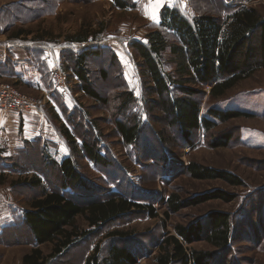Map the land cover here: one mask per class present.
<instances>
[{
	"label": "rangeland",
	"instance_id": "1",
	"mask_svg": "<svg viewBox=\"0 0 264 264\" xmlns=\"http://www.w3.org/2000/svg\"><path fill=\"white\" fill-rule=\"evenodd\" d=\"M126 1L132 6L120 9L112 0H67L58 6L55 16L42 17L26 25L40 35L38 38L56 44L57 50L53 49L54 56H50L54 62L51 82L45 84L51 94L50 100L44 101L37 94L15 86L40 101V106L29 113L33 115L32 133L40 138H36L38 143L26 144L24 150L26 158L36 157L38 162L20 177L10 174L7 179L0 177V185L8 183L15 191L14 198L27 210L31 200L41 195V190L22 183L35 176L46 190H65L81 205L118 197L144 208L153 207L159 214L154 219L148 212L133 211L103 227L95 236L78 241L50 264H81L86 254H94L96 244L101 247L102 257L111 245H118L130 249L137 264H154L165 235H177L176 226L202 227L201 240L187 247L213 253L211 264H264V70L239 82L221 98L210 97V86L187 84L198 91L194 99L200 104L201 117L209 116L207 113L212 109L248 115L227 122L212 118L217 123L213 131L193 132L187 140L178 127L170 124L159 97L150 94L152 83L143 69V60L132 47L134 43L149 45L150 33L162 30L161 14L166 7L178 8L193 21L203 13L223 17L227 12L225 6H236L238 0H174L159 8L157 0ZM240 4L257 8L264 17V0ZM154 13H158L159 23L150 18ZM84 36L86 42H72ZM167 36L169 45L159 57L160 67L175 83L171 96L182 95L176 84L182 82L176 56L170 50L178 41L174 35ZM64 41L67 43L61 48ZM61 49L64 51L59 54ZM86 50L97 55L88 59V70L93 88L106 103L85 95L73 70L77 57ZM55 69L65 74L64 84L54 82ZM123 96H131L126 113L117 107ZM127 117L141 121L136 144H125L116 130V122L126 121ZM87 140L97 144L109 165H95L85 155L83 143ZM213 144L227 146L213 148ZM67 157L72 158L86 187L78 184L65 189L63 178L57 175L58 169L48 172L45 165L59 164ZM191 163L231 173L243 184L233 186L219 179H194L188 173ZM32 168L34 174L29 173ZM217 192L234 199L231 202L211 199ZM172 197L181 206L177 213L168 207ZM217 212L232 217V242L227 250L214 248L206 240L211 229L209 217ZM77 226L82 233L94 229L81 216ZM116 231L125 235L113 236L111 233ZM30 240L26 226L6 237L10 248L3 264H19L22 254L31 249Z\"/></svg>",
	"mask_w": 264,
	"mask_h": 264
},
{
	"label": "trees",
	"instance_id": "2",
	"mask_svg": "<svg viewBox=\"0 0 264 264\" xmlns=\"http://www.w3.org/2000/svg\"><path fill=\"white\" fill-rule=\"evenodd\" d=\"M66 1L27 0L22 16L27 20H36L37 17L54 14L58 6ZM112 1L120 9L132 6L126 0ZM253 1L238 0L239 5L225 6L227 12L223 17L221 14L203 13L198 14L193 21L188 20L178 8L166 7L163 10L161 28L174 35L178 41V44L171 45L170 50L176 56L178 77L182 79V82L176 84L180 86L182 95L171 96V89L175 83L163 74L159 63V57L168 48L167 35L169 34L162 30L153 31L149 35V45L141 43L132 45L143 60V69L152 83L150 94L159 97L170 124L178 127L187 140L193 132L213 131L217 126L213 119L227 122L248 116L240 111L224 112L212 109L207 113L209 116L201 117L200 104L194 99L198 91L190 85L210 86V97L221 98L239 82L264 70V17L257 8L240 4ZM22 33L23 31L19 32V34ZM73 40V43L78 44L86 42L85 36L76 37ZM90 57L97 58V55L91 50H86L79 55L74 62L73 70L82 84L81 89L85 95L106 103L107 101L92 86L88 70ZM104 76L106 78L105 73ZM120 99L117 107L126 113L131 96H123ZM116 130L125 144H136L141 132V121L127 117L126 121L116 122ZM224 146L227 145H212L213 148ZM83 150L95 165H109L108 159L99 152L95 142L84 141ZM37 162L36 157L35 159L23 157L18 165L21 170H26L29 166L37 165ZM45 166L49 173L58 169L57 175L63 178L65 189L75 188L78 184L86 187L72 158H65L59 164L50 162ZM188 173L197 180L219 179L233 186L243 184L238 176L202 167L196 163L189 165ZM46 176L49 179V174L46 173ZM42 184V181L35 176L22 183V185H30L31 188L41 190V195L31 200L30 209L24 215L25 224L31 236L30 242L35 243L36 247L24 256L23 264H48L52 259H59L77 244L80 237L95 236L103 227L130 215L133 211L148 212L154 219L159 216L153 207L144 208L118 197L81 205L72 200L65 190L48 191ZM211 199L231 202L234 198L224 192H217ZM168 207L172 213L181 210L180 204L177 200L174 202L173 197ZM80 216L86 218L89 225L95 227L96 231L80 232L77 226V219ZM209 218L211 229L206 238L207 243L219 250L229 249L233 235L231 215L217 212L211 214ZM175 230L177 235H165L154 264H211L213 253L187 247L201 240V226H176ZM111 234L118 237L125 235L117 231ZM44 244L53 245L52 253L49 255H45L40 248ZM86 264H137V258L130 249L118 245H111L106 256L101 258V247L96 245L94 254L88 257Z\"/></svg>",
	"mask_w": 264,
	"mask_h": 264
},
{
	"label": "crops",
	"instance_id": "3",
	"mask_svg": "<svg viewBox=\"0 0 264 264\" xmlns=\"http://www.w3.org/2000/svg\"><path fill=\"white\" fill-rule=\"evenodd\" d=\"M26 1L0 0V84L17 86L31 94H37L40 100L47 101L50 100L51 90L46 85L51 82L50 72L54 63L50 56L57 48L52 41L38 38L39 34L26 27L33 21L22 16ZM55 15L54 13L42 17L49 18ZM20 31L23 33L19 34ZM64 43L67 42L64 41L61 48H64ZM63 51L61 49L59 54ZM32 120L31 114H10L0 110V164L3 165L0 168V177L7 179L8 174L23 175L24 170H21L18 164L26 156L27 152L24 150L28 145L35 144L36 138H40L38 134L32 133ZM26 144L28 145L25 147ZM33 170L34 168L29 173L34 174ZM14 194V189L8 183L0 185V264L7 261L10 248L6 237H10L26 226L24 215L29 209H24L17 202L16 197L14 198ZM92 228L96 231L95 227ZM85 239L80 237L78 241ZM28 240L27 237L25 241ZM28 247L31 249L22 254L19 264H23L24 256L31 253L36 246L32 242ZM46 247H49L48 251L45 250ZM40 248L45 255H49L52 253L53 245L44 244ZM91 255V252L86 254L81 264H86ZM53 260L55 259L50 260L48 264Z\"/></svg>",
	"mask_w": 264,
	"mask_h": 264
},
{
	"label": "built area",
	"instance_id": "4",
	"mask_svg": "<svg viewBox=\"0 0 264 264\" xmlns=\"http://www.w3.org/2000/svg\"><path fill=\"white\" fill-rule=\"evenodd\" d=\"M53 80L57 85L65 83V74L58 69L53 72ZM40 106L36 97L26 95L15 86L0 84V110L10 114L33 113Z\"/></svg>",
	"mask_w": 264,
	"mask_h": 264
},
{
	"label": "snow or ice",
	"instance_id": "5",
	"mask_svg": "<svg viewBox=\"0 0 264 264\" xmlns=\"http://www.w3.org/2000/svg\"><path fill=\"white\" fill-rule=\"evenodd\" d=\"M174 0H157V7H163L165 3H173ZM154 23H159V18H158V13H154L151 17H150Z\"/></svg>",
	"mask_w": 264,
	"mask_h": 264
}]
</instances>
